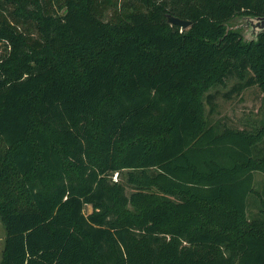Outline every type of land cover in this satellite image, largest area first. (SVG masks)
I'll return each instance as SVG.
<instances>
[{"label": "trees", "instance_id": "trees-1", "mask_svg": "<svg viewBox=\"0 0 264 264\" xmlns=\"http://www.w3.org/2000/svg\"><path fill=\"white\" fill-rule=\"evenodd\" d=\"M239 16L264 0H0V264H264V121L203 104L264 99Z\"/></svg>", "mask_w": 264, "mask_h": 264}, {"label": "rangeland", "instance_id": "rangeland-1", "mask_svg": "<svg viewBox=\"0 0 264 264\" xmlns=\"http://www.w3.org/2000/svg\"><path fill=\"white\" fill-rule=\"evenodd\" d=\"M232 28L242 29L247 39L253 38L247 20L241 16L236 17L232 23ZM241 77L235 72L230 74L225 83L221 85H209L204 91L203 104L206 110V120L210 124H217L220 128H254L259 129L264 121V99L260 88L253 85L241 92H235L236 83L241 81ZM255 187L261 189L264 183V174L255 172ZM114 181L120 179L118 174L113 176ZM130 191V189H129ZM259 200V198H258ZM250 195L248 198V217H254L258 213L259 203ZM86 212H91V207L87 206ZM6 228L0 219V262L4 248Z\"/></svg>", "mask_w": 264, "mask_h": 264}, {"label": "water", "instance_id": "water-1", "mask_svg": "<svg viewBox=\"0 0 264 264\" xmlns=\"http://www.w3.org/2000/svg\"><path fill=\"white\" fill-rule=\"evenodd\" d=\"M242 18L247 20L248 26L250 27L251 34L254 36V39H257V36L264 32V16L256 17V16H241ZM168 21L172 25H178L181 26L182 28H187L190 26L191 21L181 19L178 17H174L169 15L168 16Z\"/></svg>", "mask_w": 264, "mask_h": 264}]
</instances>
